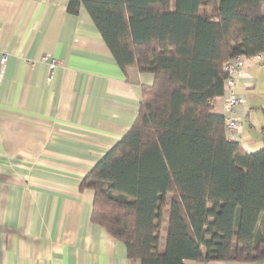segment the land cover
<instances>
[{
  "label": "trees",
  "instance_id": "trees-1",
  "mask_svg": "<svg viewBox=\"0 0 264 264\" xmlns=\"http://www.w3.org/2000/svg\"><path fill=\"white\" fill-rule=\"evenodd\" d=\"M82 6L122 71L153 75L131 127L79 184L94 192L91 221L141 264L264 260V148L243 151L213 111L226 61L264 55V0H69L66 9Z\"/></svg>",
  "mask_w": 264,
  "mask_h": 264
},
{
  "label": "crops",
  "instance_id": "crops-1",
  "mask_svg": "<svg viewBox=\"0 0 264 264\" xmlns=\"http://www.w3.org/2000/svg\"><path fill=\"white\" fill-rule=\"evenodd\" d=\"M68 1L0 0V264H141L91 221L94 192L79 184L131 127L153 75L122 71L86 9L68 13ZM42 56L59 62L49 83ZM236 90L237 141L264 148V115L253 114L264 108V60L246 62ZM213 103L223 115L222 96Z\"/></svg>",
  "mask_w": 264,
  "mask_h": 264
},
{
  "label": "built area",
  "instance_id": "built-area-1",
  "mask_svg": "<svg viewBox=\"0 0 264 264\" xmlns=\"http://www.w3.org/2000/svg\"><path fill=\"white\" fill-rule=\"evenodd\" d=\"M264 59L262 53H257L253 56L246 57L244 55H239L233 57L226 61L223 68L227 73L226 78L224 79V93L222 98L224 100V125L226 136L230 140H237L238 130H239V120L235 116V109L242 106L245 103V99L241 96L236 90V83L242 70L246 65L248 60L261 63ZM7 60V54L3 53L0 58V63L2 70L4 69L5 62ZM41 61L46 62L49 70V75L47 77V82L51 81L52 72L54 68L58 65V61L54 58H49L48 56H42ZM2 72V71H1ZM216 264V263H209Z\"/></svg>",
  "mask_w": 264,
  "mask_h": 264
},
{
  "label": "rangeland",
  "instance_id": "rangeland-1",
  "mask_svg": "<svg viewBox=\"0 0 264 264\" xmlns=\"http://www.w3.org/2000/svg\"><path fill=\"white\" fill-rule=\"evenodd\" d=\"M262 101L264 102V99ZM263 112H264V108L261 105H258V107H256V109L254 110L253 114L255 113L258 122L262 119L264 115Z\"/></svg>",
  "mask_w": 264,
  "mask_h": 264
}]
</instances>
